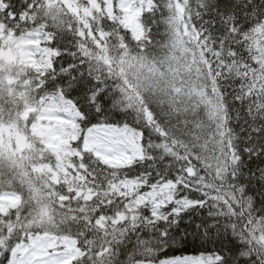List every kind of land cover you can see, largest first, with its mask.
I'll return each instance as SVG.
<instances>
[{
    "label": "snow or ice",
    "instance_id": "obj_1",
    "mask_svg": "<svg viewBox=\"0 0 264 264\" xmlns=\"http://www.w3.org/2000/svg\"><path fill=\"white\" fill-rule=\"evenodd\" d=\"M0 264H264V0H0Z\"/></svg>",
    "mask_w": 264,
    "mask_h": 264
}]
</instances>
